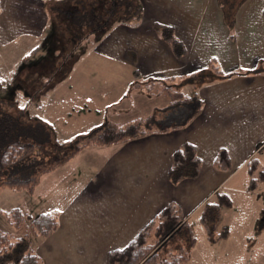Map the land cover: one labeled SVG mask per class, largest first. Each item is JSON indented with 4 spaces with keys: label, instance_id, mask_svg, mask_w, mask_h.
I'll use <instances>...</instances> for the list:
<instances>
[{
    "label": "crops",
    "instance_id": "1",
    "mask_svg": "<svg viewBox=\"0 0 264 264\" xmlns=\"http://www.w3.org/2000/svg\"><path fill=\"white\" fill-rule=\"evenodd\" d=\"M134 3L135 13L127 17L126 11L110 7L106 0H0V89H20L16 83H6L10 79L36 78L41 72L33 62L28 63L32 60L30 50L45 55L47 47L56 45L69 48L65 55L82 49L70 72H60L50 82L43 78L45 86L22 91L24 95H38L39 90V95L56 96L43 99L39 111L44 107L43 112L53 110L49 106L71 90H91L83 80L86 75H117L113 63L130 77L121 93H116L120 94L117 99L132 92L136 99L165 96L161 107H154L150 127L143 135L88 144L63 155L69 157V168L73 165L71 173L61 170L57 174L62 175L60 179L51 178L53 184L47 190L56 197L46 208L55 207L50 210L58 213L57 226L47 236L32 240L34 250L43 264H109L108 252L124 247L173 200L181 206L192 231L197 230L206 243L202 249L214 251L217 264H264V179L257 180L254 188L249 186L250 175L258 176L264 169V0ZM116 10L118 16H111ZM130 17L134 21H128ZM163 26H169L183 41L184 55L173 54L164 39ZM95 58L112 66L111 72L109 67L107 72L74 70L78 62H94ZM18 70L24 73H16ZM140 76L142 84L131 87L133 79ZM62 103L77 110L73 99ZM136 105L131 96L120 108L112 109L125 116ZM79 111L85 112L91 123L76 131L67 130L74 136H85L113 121L102 120L105 110L101 107ZM71 116L65 124L73 120ZM40 117L49 121L44 114ZM133 117L139 116L112 123L124 125ZM68 133L61 134L55 127L53 135L63 140ZM184 142L194 146L201 159L200 170L195 177L171 183L167 171L172 153ZM220 152L227 158L223 166L215 162ZM252 158L258 164L250 173ZM45 172L44 176L50 173ZM219 192L232 200L230 206L221 208L217 226L218 230L226 227L227 233L210 241L200 214ZM230 253L238 258L225 259Z\"/></svg>",
    "mask_w": 264,
    "mask_h": 264
},
{
    "label": "trees",
    "instance_id": "2",
    "mask_svg": "<svg viewBox=\"0 0 264 264\" xmlns=\"http://www.w3.org/2000/svg\"><path fill=\"white\" fill-rule=\"evenodd\" d=\"M264 15V8L262 11ZM163 36L171 51L176 56L186 53L183 41L177 37L169 26H163ZM154 82L153 80H150ZM152 88V87H150ZM148 87V89L150 90ZM5 102V101H4ZM0 105H3L0 103ZM12 107H0V185L9 184L16 188L27 187L29 190L35 187L40 173L49 170L43 168L32 172V168L19 177H7L12 167L19 161L28 158L35 151H41L42 143H33L24 137H20L22 116L12 114ZM13 112V111H12ZM25 114V113H24ZM140 117L131 118L124 125H115L112 122H104L95 127L91 133L83 136L81 140L71 147H66L64 156L75 152L81 146L88 144L114 143L137 138L147 132ZM19 134V136H18ZM75 143V142H74ZM55 151V150H54ZM58 152L53 155L54 161L61 158ZM218 166H223L227 160L226 155L220 152L215 159ZM256 158L249 160L250 173L257 168ZM201 159L194 146L188 142L182 143L172 153L171 163L167 171L168 180L178 183L184 178L198 175ZM253 175V174H252ZM251 176L250 188H254L257 180L264 179V169L258 176ZM232 204L230 196L224 192L216 194L214 201L207 202L201 211L200 220L210 241H214L227 233V228L217 229L221 208ZM58 213L55 210H47L36 215H31L19 207H13L6 212V220L9 229L0 228V264H43L32 245V240L37 237H45L57 226ZM196 241L193 231L184 219L181 206L171 200L146 223L136 235L122 248H115L108 252L109 264H187L192 247Z\"/></svg>",
    "mask_w": 264,
    "mask_h": 264
},
{
    "label": "rangeland",
    "instance_id": "3",
    "mask_svg": "<svg viewBox=\"0 0 264 264\" xmlns=\"http://www.w3.org/2000/svg\"><path fill=\"white\" fill-rule=\"evenodd\" d=\"M107 2L110 1L109 6L110 7H121L124 11L127 12L128 15H125L129 17V14L133 15V11L135 13V6L134 2L135 0H106ZM107 6V7H109ZM134 6V8H133ZM117 12V10H116ZM111 16H118V12L111 15ZM110 17V16H109ZM136 17V16H135ZM132 20L134 21V17L128 18V21ZM48 49L47 52L44 53L41 51L39 53L36 50L31 49L32 51V60L28 61V63H32L33 66H36L35 69L39 70L41 73H37L36 78H32L31 80L27 81L26 78H21L20 80L14 82L11 79L8 80L6 83L13 84L16 83L18 90H12L10 89H0V103L3 105H0V107L3 106H10L13 107L11 109V113L14 114L15 116L19 117L22 116L21 121H17L18 123H21L22 129L20 137L26 138L28 141L33 142V143H42L43 147L41 151H35L33 154H31L28 158L19 161L17 164H15L12 167L11 173L7 175V177H13L12 174L16 172L15 177L25 175V172H28L30 168H34L32 171L37 172L40 171L43 168H49V174L44 176L45 173L47 172H42L40 173L39 180L37 184L35 185L34 188L29 190L26 186L23 188H16L14 186H11L9 184H4L0 185V228L1 229H6L8 230L9 224L8 221L6 220V212L9 211L13 207H19L23 211H26L30 213L31 215H36L41 213L42 211L44 212L46 209H53L55 208L54 206L48 207L49 200L54 201L56 197L47 190H50V185L53 184L51 181V178L55 176V178L58 177V173L61 172V170H66L69 171V175L71 173V168L70 166V161L68 160L69 157L61 158L58 162L54 161L53 155L55 152H58L60 157L64 155L66 147L69 145L73 147L78 141L84 138L82 135H73V133H68L67 130L70 132L71 130H79L80 127L83 125L86 126L91 123L90 119H88L85 115V112L79 111V108L83 107H89V108H96L99 109V107L104 108L105 112L102 113V120H110V121H123L127 117H132V116H139L141 118L142 124L144 126L150 124V115L154 114V107L160 108L161 102L165 99V96H162L160 99L156 97H142L141 99H136V95L130 93V96H125L124 98L117 99L118 95L116 93H121L119 90H123V86L125 83L128 82V79L126 78L125 74H128L126 72H123L119 67H116V63H113V69L115 70L114 74H110L109 76L104 73L103 78L100 77H92V75H86L84 76L83 80L85 84L91 89H83V90H71L70 94L67 92L66 95L59 96L60 102L58 101L57 103L54 102L53 105L49 106V108H53V110L45 111V107L43 110L39 111V108L42 107L41 101L45 99L46 97L48 98H53L56 96H46L44 93L42 95H39V90L36 91L38 95H24L22 94V91L28 90L27 88L29 87H41L45 86L46 83H44L43 78H48L53 80V77H58V73L60 72H70L74 66V59H76L78 51H80L82 48H75V52L72 54H66V51L69 49L68 47H56V45H52L51 47H47ZM35 51V52H34ZM34 52V53H33ZM85 52V48L82 50V54ZM81 54V55H82ZM64 56V60L62 62L60 61L61 56ZM93 58V57H92ZM100 59L93 60L94 62H91L90 60H82L78 62L74 70H77L78 67V72H95V69H99L97 71H103L107 72L112 66H108L105 64L102 60L99 61ZM98 62L99 64H97ZM60 63L57 66V64ZM21 67V65H19ZM22 66H27V64L22 65ZM127 66V65H126ZM109 67V69H108ZM128 69H130L127 66ZM108 69V70H107ZM33 70V67L31 68ZM138 70L142 71V68L140 67ZM13 70H9V73ZM16 73H24L23 70H18ZM81 81V80H80ZM142 77H135L133 79V83H131V87H137L138 85L142 84ZM51 86V85H50ZM49 87V86H48ZM158 87V86H156ZM132 88V89H133ZM154 90V86L152 87ZM126 92V90L124 91ZM15 93V94H14ZM128 93V92H126ZM127 95V94H126ZM131 96H134L135 103L137 104L132 112L129 114H124L125 116L122 115H116L119 112L114 111L112 107H117L120 108L121 105H124V102L127 103V99L131 100ZM127 97V99H126ZM68 98V101L70 102L71 99L74 100L75 105L74 108L77 110L74 112L73 107L67 108L65 104L62 102ZM13 101L16 104H12L11 102H4V101ZM27 100L29 101L28 105ZM120 102L121 104L117 103ZM117 104V105H116ZM116 105V106H115ZM109 106V108H108ZM141 106V107H140ZM22 109V110H21ZM157 109H155V112ZM13 111V112H12ZM25 113V114H24ZM45 115L49 117V121L43 120L40 116ZM74 114V115H73ZM21 115V116H20ZM72 115V116H71ZM71 116L70 118H73V120H69L65 124V120L67 117ZM112 121V122H113ZM55 127L56 129L63 134L64 132L68 133V137H64L63 140L59 136L57 139V136H54L55 134ZM64 127V128H63ZM153 127V126H152ZM73 128V129H72ZM85 129V128H83ZM82 129V130H83ZM92 130V129H91ZM73 131V132H74ZM90 132V131H88ZM89 134V133H88ZM19 136V134H18ZM71 137V138H70ZM55 138V142L54 139ZM65 139H72V141H64ZM64 141V142H63ZM69 141V142H68ZM75 142V143H74ZM82 147V146H81ZM80 149V148H79ZM55 150V151H54ZM85 150V149H84ZM81 158L79 159V161ZM78 161V162H79ZM64 163V165H62ZM76 164V163H75ZM23 169L20 173L17 172V170ZM77 170V168H76ZM68 175V176H69ZM62 176V175H61ZM58 177L57 180L60 179ZM192 225L194 224L193 220H190ZM247 228H242V232L247 229ZM239 233V232H238ZM194 236L197 238V244L195 248L193 249L192 253V261L188 262V264H217L214 260L215 254L214 251L210 249H202V247L206 243H202V240H200V235L197 230L193 232ZM249 237V233L246 237V239ZM239 240V239H238ZM212 248H214V245H210ZM197 248V249H196ZM225 259H237V255H232L231 253L228 256H224Z\"/></svg>",
    "mask_w": 264,
    "mask_h": 264
}]
</instances>
